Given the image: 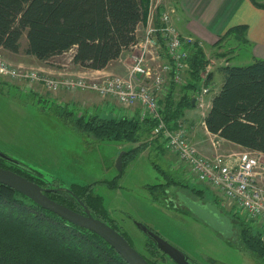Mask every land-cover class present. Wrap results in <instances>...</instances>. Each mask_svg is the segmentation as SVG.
I'll return each mask as SVG.
<instances>
[{
    "label": "trees",
    "instance_id": "16d2710c",
    "mask_svg": "<svg viewBox=\"0 0 264 264\" xmlns=\"http://www.w3.org/2000/svg\"><path fill=\"white\" fill-rule=\"evenodd\" d=\"M249 1L264 9V1ZM150 4L151 0H0V48L18 53L21 37L25 35L27 45L24 52L40 61H48L73 50L72 63L82 68L103 69L135 42L137 26L147 21ZM159 8L153 16L156 27L161 25L158 16L162 9ZM246 29V25L233 26L219 41L231 35L239 40L245 39ZM217 55L224 57L225 52ZM209 63L202 48L195 47L189 52L187 79L180 88L182 95L174 99L178 85L172 82L169 94L161 102L163 115L169 124L174 125L184 117L186 109L195 107L192 102L201 87L200 74ZM217 69L223 80L204 116L207 131L243 149L264 153V58H255L248 65H219ZM212 75L211 71L208 81H211ZM42 100L40 98V102ZM61 116L80 132L91 134L98 140L115 142H139L142 137L152 136L155 125L149 116L104 117L85 112L73 117V112L67 110H63ZM143 143L124 152L122 169L117 176L99 182L117 187V178L121 177L125 165L146 148ZM164 146L158 149H165ZM0 167L13 170L43 188L49 184L41 174L24 169L20 163L0 157ZM162 173L166 181L149 186L154 199L166 195V189L171 186L190 189L187 195L204 199V188L174 178L168 172ZM93 185L72 183L66 187L68 190H64L59 189L61 186L56 180V185L50 188L58 189H51L46 194L74 211L83 214L88 211L120 232L132 245L129 234L111 217L104 207L103 197L93 191ZM213 203L223 209L218 199L214 198ZM223 211L231 216L236 240L231 241L218 234L237 248L254 253L264 264V227L247 220L244 215L241 218L234 211L230 214ZM234 217L241 219L235 222ZM143 250L138 252L150 264H160L167 257L146 235ZM0 264L128 263L97 233L0 184Z\"/></svg>",
    "mask_w": 264,
    "mask_h": 264
},
{
    "label": "rangeland",
    "instance_id": "374dc122",
    "mask_svg": "<svg viewBox=\"0 0 264 264\" xmlns=\"http://www.w3.org/2000/svg\"><path fill=\"white\" fill-rule=\"evenodd\" d=\"M173 4L174 0H151L150 7L155 14L157 7H160L159 10H164ZM229 38H231L230 44L226 42L229 40L227 38L215 48L206 43L203 45L211 69L216 71L215 87L207 93V101L220 88L223 79L216 68L223 62L217 54L225 52V55H228L233 48L234 54L229 58L230 65H248L253 62L249 46L232 35ZM20 42L18 54L2 49L0 54L13 63H35L24 52L27 45L25 35L21 37ZM219 49L220 51L217 52ZM49 60L64 63L66 55ZM24 85L23 82L0 77V151L19 162L24 169H31V172L41 174L49 183L45 188L56 185V180L62 188L72 183H94L93 191L103 197L104 207L111 217L118 221L122 230L129 234L132 246L141 253L144 251L145 234L137 223H142L157 232L181 249L196 264H263L254 253L237 248L234 243L230 244L201 220L187 212L184 207L178 205L177 193L190 194V189L171 186L166 189V195L159 196V199L153 198L149 186L165 182L166 177L162 173L165 171L174 178L184 179L191 185L204 188V199L211 203L214 198L218 199L229 214L234 211L241 218L244 215L228 207L215 189L191 181L189 168L184 163L165 146V149H158L164 145L161 139L149 135L142 137L139 142L98 140L91 134L78 131L61 116L63 110L73 112V117L87 112L86 107L77 102L86 101L93 93L75 91L59 94L35 84L27 88ZM179 86L181 84L176 86L177 90L174 92L176 100L178 95L175 93L181 92ZM40 98L43 99L42 102ZM108 101L114 102L110 98ZM207 109L204 108L203 111L206 113ZM95 114L104 117L117 116L113 112L101 109ZM200 114L201 109L196 116L198 127L203 119ZM141 142H144L146 148L125 165L121 177L117 178V187H109L99 182L117 176L119 170L116 167V160L120 153L134 148ZM221 149L224 152L241 150L228 143H224ZM239 219L234 217L235 222ZM236 227H238L237 223ZM160 264L176 263L165 257Z\"/></svg>",
    "mask_w": 264,
    "mask_h": 264
},
{
    "label": "built area",
    "instance_id": "2783aa9c",
    "mask_svg": "<svg viewBox=\"0 0 264 264\" xmlns=\"http://www.w3.org/2000/svg\"><path fill=\"white\" fill-rule=\"evenodd\" d=\"M175 7L159 13L160 26L153 25L151 7L148 23L136 40L118 57L123 72L108 71L51 73L34 66L13 63L0 54V77L23 82L25 87L39 84L56 93L90 92L101 97L106 111L117 116L132 117L131 110L121 106H140V118L155 121L152 137L159 138L177 159L189 168L191 181L215 189L230 208L244 214L247 220L264 227V153L247 149L224 152L217 138L209 140L212 151L207 154L193 143L182 119L169 124L162 100L169 94L171 83L184 84L187 79L186 60L189 52L203 45L192 36H183L171 25ZM73 52V50H70ZM209 63L200 74L201 87L195 95V107L203 114L206 95L211 90ZM114 102H109L108 99Z\"/></svg>",
    "mask_w": 264,
    "mask_h": 264
},
{
    "label": "crops",
    "instance_id": "0c3cea01",
    "mask_svg": "<svg viewBox=\"0 0 264 264\" xmlns=\"http://www.w3.org/2000/svg\"><path fill=\"white\" fill-rule=\"evenodd\" d=\"M259 1H264V0H259ZM173 6L175 7V14L171 17V25L177 30L178 33L182 34L183 36H192L196 40H199L202 43V45L206 43L208 45H212L213 48H215L216 46H220V44L223 43L227 38L229 40H227L226 42L229 43L231 41V38L229 37L223 39L222 41H219V39L227 32V30H229V28L237 25H246L247 29L245 33V39H240V41H242L243 44H245L246 46H249L251 51V58L253 60L255 58H264V9L263 8H258L254 6L249 0H174ZM149 21L150 20L147 19L145 23L138 24L137 31H141L143 26H145V24L148 23ZM1 49L7 51L3 48H0V50ZM219 51L220 49L217 52ZM230 51L231 53H229L228 55H225L224 57H218L220 60L223 61L219 63L218 66L229 64L230 62L229 58L234 54L233 48H231ZM16 54L18 53H15V55ZM61 55H66V61L64 63L52 62L50 60L40 61L36 59L34 56L29 55V57L33 59L35 63L25 64V62H17V64L34 66L51 73H58L63 71L90 73L98 70L108 71L113 73L123 72V66L119 62L118 58L110 62L103 69H89V68H82L72 63L71 52H65ZM212 73L213 75L210 81L211 82L210 84L212 86L211 91L215 87L216 71L212 70ZM35 85L41 86L39 84H35ZM176 88L175 91L177 90ZM218 90L216 92H218ZM180 91L181 92L175 93V95H178L177 99L183 93L182 90ZM216 92H214V94ZM214 94L211 95L208 101L206 99L207 102L206 108H209L212 96ZM92 96L95 97L97 95L91 94L89 95L86 101L77 102V103H80V105L85 106L86 107L85 111L90 113H92V111H95L96 113V111H98L99 109L105 110L107 102H103L104 100L99 96L95 98H91ZM93 99L97 100L98 102H94ZM121 108L123 110H131V112L134 113V116L140 117L139 115L140 106L138 105L130 106V107L121 106ZM198 111L199 110L196 107L186 109L184 112V117L182 119L186 126L189 139L193 143H196L198 147L201 149V151L207 154H209L212 151L209 142L211 138H217L223 143H228L229 145L243 149V147L228 142L225 139L218 137L217 135L207 131L204 124V116L206 114L205 111H203L202 115L200 114V116L203 119L200 121V126L198 127L197 126L198 122L196 119Z\"/></svg>",
    "mask_w": 264,
    "mask_h": 264
},
{
    "label": "water",
    "instance_id": "95a60500",
    "mask_svg": "<svg viewBox=\"0 0 264 264\" xmlns=\"http://www.w3.org/2000/svg\"><path fill=\"white\" fill-rule=\"evenodd\" d=\"M192 103L193 105L195 104V99H193ZM123 154L124 152H121L116 160V167L119 171L122 169L123 165ZM0 157L15 164L19 163L1 151ZM0 184H5L15 189L38 205L58 214L64 219L97 233L106 240L128 264H150L120 232L104 221L93 217L88 211H86L85 214L74 211L47 196L46 192L58 188H43L36 182L31 181L21 174L3 167H0ZM59 189L68 190L67 188L62 187H59ZM177 195V200L181 202L197 219L201 220L212 230L221 234V236L226 239H230L231 241L236 240V229L234 228L230 217L215 204L205 199H194L182 192H178ZM137 225L142 232L156 244L157 248L174 263L196 264L191 261L181 249L168 242L157 232L151 230L142 223H137Z\"/></svg>",
    "mask_w": 264,
    "mask_h": 264
},
{
    "label": "flooded vegetation",
    "instance_id": "af4514ba",
    "mask_svg": "<svg viewBox=\"0 0 264 264\" xmlns=\"http://www.w3.org/2000/svg\"><path fill=\"white\" fill-rule=\"evenodd\" d=\"M198 199H201V198H198ZM181 204H182V203L178 201V205L182 206L183 204H182V205H181Z\"/></svg>",
    "mask_w": 264,
    "mask_h": 264
}]
</instances>
